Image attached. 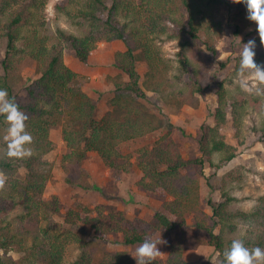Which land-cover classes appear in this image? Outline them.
I'll use <instances>...</instances> for the list:
<instances>
[{"label": "trees", "instance_id": "obj_1", "mask_svg": "<svg viewBox=\"0 0 264 264\" xmlns=\"http://www.w3.org/2000/svg\"><path fill=\"white\" fill-rule=\"evenodd\" d=\"M46 5L47 0H0V49L4 50L0 89L7 90L9 99H14L27 115V131L33 137L30 158H8L4 139L8 125L0 116V171L7 176L5 188L0 190V251L21 254L18 260L0 257V264H64L66 249L72 243L80 249L72 264H136L135 253L125 250L91 259L81 239L87 227L103 242L119 235L124 246L139 245L160 231L173 232L166 258H158L154 264H193L185 258L189 217L196 229L207 234V243L218 253L217 264H226L224 252L234 239H242L249 249H264V195L248 211L228 193L220 203L208 199L212 212L209 216L201 209L200 176L194 168L205 160L213 163L215 154L223 162L235 157L233 149L219 136L218 128L228 114H233L235 124L241 122L250 104L258 102L257 95L236 96L223 82L216 83L214 118L218 127L206 128L199 142V159L186 161L172 139L141 148L135 162L131 155L120 151L123 143L158 129L157 120L140 102L145 92L137 68L138 53L147 68L144 89L159 94L172 106L194 105L206 89L210 64L205 55L194 56V45L202 38L200 31H205L207 51L217 54L210 30L221 26L214 20L216 12L230 6L231 0H68L59 8L74 26L73 32L60 27L52 30L38 14ZM238 16L236 13L234 20L241 22ZM163 39H179L191 51L179 54L177 67L164 57L157 43ZM115 40L121 41L125 49L114 55L113 65L127 76V81L114 86L113 96L108 99L109 110L97 119L96 105L81 84L84 77L66 64L64 53L69 50L81 64H87L100 43ZM26 59L38 65L40 74L26 87L27 98L23 101L13 93L12 86ZM254 60L264 62V52L255 55ZM239 68L240 55L232 77L238 75ZM232 77L228 79L230 84ZM59 120L63 122L64 163L80 165L89 152H95L117 180L135 166L141 173L139 188L165 196L163 211L146 220L130 219L122 212L71 209L62 222L58 221L60 202L54 195L45 196L49 174L40 167L44 169L41 159L54 150L49 130ZM260 132L264 139V122ZM19 165L26 170L23 178L18 175ZM16 210L20 211L16 222L8 220Z\"/></svg>", "mask_w": 264, "mask_h": 264}, {"label": "rangeland", "instance_id": "obj_2", "mask_svg": "<svg viewBox=\"0 0 264 264\" xmlns=\"http://www.w3.org/2000/svg\"><path fill=\"white\" fill-rule=\"evenodd\" d=\"M109 3L111 0H108ZM68 0H47L45 9L38 14L44 17L45 22L52 30L60 27L66 31L73 32L74 26L67 19V16L59 7L66 5ZM238 13L241 22L234 20ZM221 26L212 28L210 35L213 39V46L217 51L212 55L207 51L203 40L205 31H200L201 40L194 45V56H206L209 66L206 72V89L198 96L194 105L184 104L172 106L164 102L159 94L147 91L143 88L146 65L143 57L138 53V71L141 76L140 84L145 97L140 99L144 110L157 120L158 129L140 139L123 143L120 151L123 154L131 155L133 162L137 152L144 147H152L156 142H163L165 139H172L178 143L180 151L186 161L199 159L200 139L207 127H218L214 118L217 107V82L224 85L236 96L257 95L256 89L262 84L254 78L247 76L241 79L239 75L232 77V71L236 58L240 55L242 45L249 40L256 42V56L264 52V45H261L257 26L247 19V9L244 4H235L231 0L230 6H224L217 10L214 19ZM243 26H240L242 25ZM237 26H240L237 30ZM165 58L169 59L174 67L179 65L180 53L187 55L191 52L182 46L181 40L163 39L157 41ZM125 47L121 41L100 43L91 52L87 64H81L72 54L66 50L64 59L66 64L84 78L81 81L83 90L96 105L97 119L102 118L109 110L108 99L113 96L114 86L117 83L127 81V76L117 70L114 63V55L124 51ZM4 50L0 49V74L3 73L1 61ZM264 65V62H257ZM38 65L28 59L25 60L20 77L13 84V93L19 100H26V87L39 76ZM229 83L228 79H231ZM191 80V77L187 79ZM258 102L250 104L247 112L243 115L242 121L235 124L233 114L227 118L218 128L219 136L223 138L226 146L231 147L235 157L229 162H223L219 154L214 155V162L195 165V170L200 176L201 209L209 216H212L208 199L214 203H220L224 199V193H228L237 199V204L243 210H251L257 199L264 195V139L261 138L260 127L264 122V98L257 95ZM63 122L57 121L55 126L49 130V139L54 145V150L41 159L43 164L40 167L42 172L49 174L45 188V196L54 195L60 202V214L56 219L63 221L68 210L81 211L101 210L103 212H122L130 219H150L156 212L163 211L165 196L160 193L143 191L139 188L138 182L141 173L134 166L132 171L117 180L112 171L102 162L95 152H89L80 165H67L62 161L66 148L62 139ZM66 167V168H65ZM18 175L23 178L26 170L19 165ZM19 210L12 212L7 219L16 222ZM93 213H96L95 211ZM213 219L210 221L212 224ZM186 229L185 258L193 264H217L218 253L213 246L207 243L208 236L204 231L193 226L191 217L188 218ZM219 228L215 229L218 234ZM81 239L86 243V250L91 259H99L106 253L116 251H128L135 253L140 245L124 246L120 243L119 235H112L111 241L103 242L95 238L92 230L87 227L82 233ZM174 234L164 231L157 232L151 238L154 240L166 241L165 244H158L163 254L159 259L164 260L172 244ZM79 245L72 243L68 245L64 264H72L79 254ZM0 257L6 259L12 257L18 260L21 254L15 251L5 253L0 251Z\"/></svg>", "mask_w": 264, "mask_h": 264}, {"label": "clouds", "instance_id": "obj_3", "mask_svg": "<svg viewBox=\"0 0 264 264\" xmlns=\"http://www.w3.org/2000/svg\"><path fill=\"white\" fill-rule=\"evenodd\" d=\"M235 4H244L247 9V19L254 22L261 45H264V0H232ZM256 42L249 40L240 50V68L238 75L243 78L250 76L264 85V65H258L255 60ZM257 95H264V88L256 89ZM0 116L8 125L5 155L13 160H24L33 155V137L27 131V115L22 112L14 99H9L8 92L0 89ZM7 176L0 171V190L5 188ZM166 241L146 237L136 249L133 258L136 264H154L163 254L157 247ZM226 264H264V249L255 247L249 249L242 239H234L230 248L224 252Z\"/></svg>", "mask_w": 264, "mask_h": 264}]
</instances>
